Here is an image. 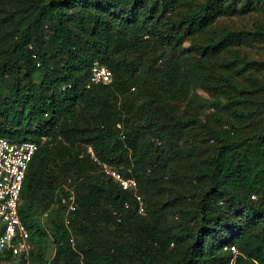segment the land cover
<instances>
[{
	"label": "trees",
	"instance_id": "1",
	"mask_svg": "<svg viewBox=\"0 0 264 264\" xmlns=\"http://www.w3.org/2000/svg\"><path fill=\"white\" fill-rule=\"evenodd\" d=\"M262 3L0 0V137L38 145L18 207L31 249L0 262L264 264V77L235 49L247 34L211 31ZM95 63L112 81L87 88Z\"/></svg>",
	"mask_w": 264,
	"mask_h": 264
},
{
	"label": "built area",
	"instance_id": "2",
	"mask_svg": "<svg viewBox=\"0 0 264 264\" xmlns=\"http://www.w3.org/2000/svg\"><path fill=\"white\" fill-rule=\"evenodd\" d=\"M112 81L111 71L104 65L95 63L90 70V79L87 88L91 85H108ZM116 127L120 129V124ZM38 149L34 142H10L0 137V252H11L13 256H27L31 249L29 233L21 222L18 207L20 203L23 183L28 167ZM88 153L93 156L91 148ZM95 160V159H94ZM96 161V160H95ZM102 170L119 182L123 190H133L136 183L133 179L124 180L120 174L107 165ZM64 195L60 204L66 206L67 211L74 210V195L70 189L63 187ZM138 211L142 210V201L137 197ZM49 211L43 214L48 215ZM232 254L236 255L235 247H230Z\"/></svg>",
	"mask_w": 264,
	"mask_h": 264
},
{
	"label": "rangeland",
	"instance_id": "3",
	"mask_svg": "<svg viewBox=\"0 0 264 264\" xmlns=\"http://www.w3.org/2000/svg\"><path fill=\"white\" fill-rule=\"evenodd\" d=\"M203 1V0H199ZM179 9L178 11H180ZM183 12V10H181ZM223 29H228L231 31H242L247 35L242 36V40H240L239 44L235 46V49L240 50V54L244 55L250 63L249 71L255 73L257 76L264 77V36L258 35V32H264V4H261V10H249L245 14H239L234 16H225L218 17L212 23L211 31H220ZM192 44V41L186 40L183 42V47H189ZM159 50H163V48H159ZM193 59L198 58L196 56V52L193 50ZM227 56V55H226ZM232 55H228L231 57ZM227 58V57H226ZM249 67V66H248ZM143 84V83H142ZM139 84L138 86H141ZM191 92L197 93L201 97L202 102H206L211 99L210 95L206 93L204 90L200 88H192ZM223 101V100H222ZM193 110V106L188 108L186 106V112H191ZM206 112L211 111L210 109L205 108ZM45 140H42L44 143ZM135 181V180H134ZM136 186L133 189L134 193L136 192L137 182L135 181ZM35 209L41 212V219H43V214L47 211L51 212L53 209H56L58 206L57 197L53 198L51 202L41 203L42 201L38 198L35 199ZM38 200V201H37ZM144 204L142 203V210L139 212L140 214L144 213ZM40 219V220H41ZM178 218L173 217L172 214L166 215V222L169 225H175V222H178ZM42 221V220H41ZM172 247V245H171ZM54 253V248L51 243L47 244L46 249V258L47 260L51 259ZM20 259H16L13 262H0V264H18ZM233 263V261L231 262Z\"/></svg>",
	"mask_w": 264,
	"mask_h": 264
}]
</instances>
